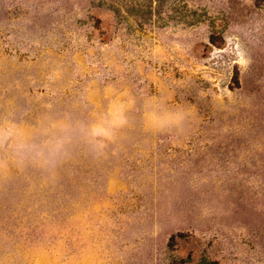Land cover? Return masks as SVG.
<instances>
[{
    "label": "rangeland",
    "instance_id": "374dc122",
    "mask_svg": "<svg viewBox=\"0 0 264 264\" xmlns=\"http://www.w3.org/2000/svg\"><path fill=\"white\" fill-rule=\"evenodd\" d=\"M0 264H264V0H0Z\"/></svg>",
    "mask_w": 264,
    "mask_h": 264
}]
</instances>
